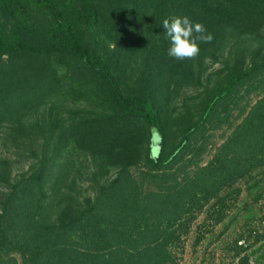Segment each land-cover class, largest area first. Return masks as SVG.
I'll return each instance as SVG.
<instances>
[{
  "label": "rangeland",
  "instance_id": "1",
  "mask_svg": "<svg viewBox=\"0 0 264 264\" xmlns=\"http://www.w3.org/2000/svg\"><path fill=\"white\" fill-rule=\"evenodd\" d=\"M61 2L88 47L121 79L123 92L146 91L149 66L142 50L153 41L152 25L136 28L141 35L127 33L130 47L124 51L116 41L119 24L107 8L109 0ZM21 9L32 25L50 32L51 25L41 13L45 8L25 0ZM190 18L200 22L198 15ZM0 36L24 37L1 11ZM199 47V54L191 59L194 83L169 81L170 73L179 69L161 68L158 86L150 90L164 116L163 159L199 119L211 90L225 86L229 72L246 70L259 60L264 53V28L221 33ZM86 69L82 60L72 57L0 54V162L9 163V182H0V214L12 187L47 157L43 137L70 124L93 122L90 130L101 125L97 115L104 110L87 99L100 97L101 84ZM261 103L263 107L264 72L220 103L178 160L161 169L148 164L147 141L139 145V152H124L116 163L80 149L48 159L45 166L52 168L57 181L55 188L46 191L54 193L48 202L59 201L50 217L38 222L39 193L33 186L21 193L26 197L12 206L5 226L20 242L1 249V260L12 264H150V260L264 264V144L253 123L260 118ZM139 128L135 126L133 134ZM27 135L38 140L32 143ZM49 148L53 150L52 145ZM67 206L82 216L75 225L59 229L57 218Z\"/></svg>",
  "mask_w": 264,
  "mask_h": 264
},
{
  "label": "trees",
  "instance_id": "2",
  "mask_svg": "<svg viewBox=\"0 0 264 264\" xmlns=\"http://www.w3.org/2000/svg\"><path fill=\"white\" fill-rule=\"evenodd\" d=\"M24 1L0 0V11L14 20L17 30L24 36L16 40L0 36V54L40 55L47 59L72 57L82 60L87 67V73L97 76L101 84L100 97L95 99L87 97V99H91L93 106H101L104 111L97 115L101 125H97L96 130H90L93 122L81 123L79 126L70 124L63 126L54 135L43 137L45 146L43 154L48 158L46 157L36 169H32V173L26 179L13 186L14 190L5 199L6 203L0 214V250L20 242L16 236L11 235L13 231L5 226L8 218L12 216V206L23 203L26 195L24 193L21 196V193L24 190L33 186L37 194L39 193L36 202L38 222L49 218L48 215L59 201L55 200L53 204L48 202L50 194L54 195V193L47 194L46 191L49 188H55L53 184L57 182L53 178L52 168L45 166L48 159L62 152L72 153L80 149L100 159H102L101 156L108 157L116 163L120 157L123 158L124 152H139V145L147 141L146 160L149 165L158 169L172 165L188 147L192 137L208 123L217 106L229 98L239 86L264 72V53L248 69L229 72L226 85L220 89L211 90L199 119L188 127L180 143L163 159L160 153L165 139L164 116L150 90L158 86L161 68L162 71L165 68L168 71L179 69L173 74L169 72V81L184 83L195 81V70L191 59L177 62L167 55L169 41L162 29L163 19L171 16L198 15L200 19L197 20L205 26L215 40L217 35L225 32L243 34L261 31L264 28V0H109L107 8L111 10V15L116 17L119 24L116 41L120 46L122 44L124 51L129 50L130 47L126 42L127 33L137 32L141 35L136 28H145L148 24L153 27L149 34L153 41L142 50L149 66L147 67L148 88L146 91L139 88L130 95L123 92L121 79L112 72L110 64L98 55L96 50L93 52L88 47L89 43H85L86 39L79 31L76 22L70 18L61 0H28L34 5L45 8L46 11L43 10L41 13L44 20L51 25L50 32H42L39 27L32 25L26 19L25 12L21 9ZM105 15V17L110 16L109 13ZM204 20L209 21L205 23ZM32 36L33 41L28 40ZM130 89L133 90V86H130ZM262 103L257 109L261 111L260 118H256L253 123L258 128V133L262 135L261 144H264V130L263 132L259 130L264 127ZM135 126H141L137 129L139 133L136 135L133 134L136 130ZM129 134L133 135L129 136ZM27 137L32 143L38 140V136L35 135H27ZM51 145L53 150L49 148ZM63 170L61 168V171ZM6 180L9 182V163L2 161L0 162V182ZM81 216L82 214L77 213L71 206H67L65 211L62 209L61 217L57 218L59 229L75 225ZM34 256L35 252L31 257ZM1 259L0 256V264H12V260ZM32 261L33 259L30 260ZM150 264H156V262L150 260Z\"/></svg>",
  "mask_w": 264,
  "mask_h": 264
},
{
  "label": "clouds",
  "instance_id": "3",
  "mask_svg": "<svg viewBox=\"0 0 264 264\" xmlns=\"http://www.w3.org/2000/svg\"><path fill=\"white\" fill-rule=\"evenodd\" d=\"M162 29L169 41L167 55L178 61L194 59L200 52V44L211 43L214 39L202 23L188 16L164 18Z\"/></svg>",
  "mask_w": 264,
  "mask_h": 264
}]
</instances>
